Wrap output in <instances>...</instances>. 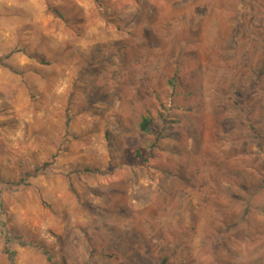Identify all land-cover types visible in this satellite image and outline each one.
<instances>
[{
	"label": "clouds",
	"instance_id": "clouds-1",
	"mask_svg": "<svg viewBox=\"0 0 264 264\" xmlns=\"http://www.w3.org/2000/svg\"><path fill=\"white\" fill-rule=\"evenodd\" d=\"M0 264H264V0H0Z\"/></svg>",
	"mask_w": 264,
	"mask_h": 264
}]
</instances>
